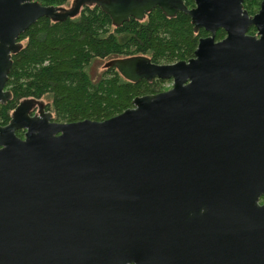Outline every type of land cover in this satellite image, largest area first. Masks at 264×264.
<instances>
[{
	"label": "water",
	"instance_id": "obj_1",
	"mask_svg": "<svg viewBox=\"0 0 264 264\" xmlns=\"http://www.w3.org/2000/svg\"><path fill=\"white\" fill-rule=\"evenodd\" d=\"M192 1L0 0V105L17 40L42 18L92 6L118 27L158 8L208 33L188 62H109L172 87L103 122L16 106L0 128V264H264V0L253 16L243 0Z\"/></svg>",
	"mask_w": 264,
	"mask_h": 264
},
{
	"label": "trees",
	"instance_id": "obj_2",
	"mask_svg": "<svg viewBox=\"0 0 264 264\" xmlns=\"http://www.w3.org/2000/svg\"><path fill=\"white\" fill-rule=\"evenodd\" d=\"M41 6L61 7L69 0H34ZM191 9L192 0H182ZM261 0H243V10L253 16ZM249 35L255 29L248 30ZM204 30L194 32L188 16L168 18L155 8L142 21L129 19L116 27L98 7H84L62 23L42 18L18 38L21 48L12 56L6 90L10 100L0 105V126L8 124L14 108L34 100L49 112L53 122H103L132 108L135 98L162 92L164 81L130 83L114 67L92 80L88 69L95 62L145 56L153 64L171 65L193 58ZM225 37L223 30L215 40ZM105 65V66H106ZM22 136V132H18Z\"/></svg>",
	"mask_w": 264,
	"mask_h": 264
},
{
	"label": "rangeland",
	"instance_id": "obj_3",
	"mask_svg": "<svg viewBox=\"0 0 264 264\" xmlns=\"http://www.w3.org/2000/svg\"><path fill=\"white\" fill-rule=\"evenodd\" d=\"M72 3V0H69L68 3L64 6H61L63 8H69ZM256 34V31H255ZM254 34V35H255ZM106 62H95L93 63L90 68L88 69V74H90L92 80H96L100 77L101 74H103L105 70ZM165 83L162 84V92L168 91L172 87V80L164 81ZM260 205H264V197L262 196L259 200Z\"/></svg>",
	"mask_w": 264,
	"mask_h": 264
},
{
	"label": "flooded vegetation",
	"instance_id": "obj_4",
	"mask_svg": "<svg viewBox=\"0 0 264 264\" xmlns=\"http://www.w3.org/2000/svg\"><path fill=\"white\" fill-rule=\"evenodd\" d=\"M261 2V1H260ZM194 7V6H193ZM5 90H6V88H5ZM8 91V90H7ZM8 102V101H7ZM6 102V103H7ZM16 108V107H15ZM14 108V109H15ZM13 112V111H12ZM38 112V107H36L34 110H33V112H32V114L31 115H35L36 113ZM12 114V113H11ZM10 117H11V115H10ZM10 121V120H9ZM7 125V124H6ZM6 125H4V126H6ZM4 126H0V128L1 127H4ZM18 132H22V136L21 137H19L18 136ZM15 136L17 137V138H19V139H23L24 138V131H17V132H15ZM264 197V196H263Z\"/></svg>",
	"mask_w": 264,
	"mask_h": 264
}]
</instances>
